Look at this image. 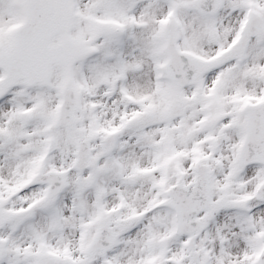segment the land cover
<instances>
[{
	"label": "snow or ice",
	"instance_id": "1",
	"mask_svg": "<svg viewBox=\"0 0 264 264\" xmlns=\"http://www.w3.org/2000/svg\"><path fill=\"white\" fill-rule=\"evenodd\" d=\"M0 264H264V0H0Z\"/></svg>",
	"mask_w": 264,
	"mask_h": 264
}]
</instances>
